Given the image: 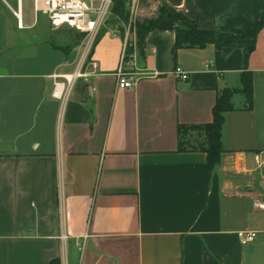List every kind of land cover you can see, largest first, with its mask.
I'll list each match as a JSON object with an SVG mask.
<instances>
[{
  "label": "crops",
  "instance_id": "obj_1",
  "mask_svg": "<svg viewBox=\"0 0 264 264\" xmlns=\"http://www.w3.org/2000/svg\"><path fill=\"white\" fill-rule=\"evenodd\" d=\"M22 2L0 0V264H264V29L245 63L264 0H138L135 22L162 5L187 20H163L141 52L125 51L130 89L116 78L125 38L108 30L88 56L97 69L63 104L51 76L74 71L75 48L29 35ZM192 22L235 42L176 50ZM246 69L252 109L231 97L208 172L204 153L178 152L177 126L211 123L217 94ZM239 231L256 240L241 245Z\"/></svg>",
  "mask_w": 264,
  "mask_h": 264
},
{
  "label": "trees",
  "instance_id": "obj_2",
  "mask_svg": "<svg viewBox=\"0 0 264 264\" xmlns=\"http://www.w3.org/2000/svg\"><path fill=\"white\" fill-rule=\"evenodd\" d=\"M114 15L117 22L116 24L124 26L128 23L129 14L126 7L125 0H114L111 15ZM163 20H179L186 21L187 18L181 13H176L173 10L162 5L159 9L157 16L154 19L145 20L143 22H135L133 32L135 35V45L136 48L141 52L144 39L146 35L154 30L160 22ZM131 28V29H132ZM264 29V3L262 5V10L260 18L257 22L253 24L251 32L246 36L252 40V46L248 49L245 55V63L249 54L253 51L254 42L258 33ZM83 35L76 33L73 37V41H80ZM100 35L97 36L93 46L97 44V40ZM235 39L228 43L219 42L216 39L215 32L212 30H200L197 28L196 23L192 22V27L190 29L179 30L175 34L174 47L176 50L184 48H197L203 49L211 44H219L224 47H230L234 44ZM235 93H241L245 97V107L247 110L252 109L253 105V88H252V75L247 69L244 70L240 75V88L239 89H224L219 92L216 96L215 104L212 108V122L204 125L198 126H177L178 135V146L177 150L180 153L183 152H201L206 156V169L208 172L213 171V169L220 163L221 154L223 153L220 137L221 129L224 123V115L228 112L234 110L231 104V97ZM188 133L199 134L203 138L202 143L193 142L188 143L182 140L183 137L187 136ZM49 264H60L58 260H52Z\"/></svg>",
  "mask_w": 264,
  "mask_h": 264
},
{
  "label": "built area",
  "instance_id": "obj_3",
  "mask_svg": "<svg viewBox=\"0 0 264 264\" xmlns=\"http://www.w3.org/2000/svg\"><path fill=\"white\" fill-rule=\"evenodd\" d=\"M20 1L18 0L19 3ZM137 2L138 0H125L129 19L128 23L123 26L126 38L120 65L116 71L118 89H130L133 87V83L128 79V74L123 69V64L125 61L127 37L134 35L131 31H133L132 27L135 24L134 13ZM113 3L114 0H33L34 14H41L47 17L53 29L57 30L63 26H67L84 35V39L78 47L74 71L68 74L55 72L51 76L53 83L51 91L52 99L62 104L65 103L70 97L76 81L91 76L97 69L96 63L88 62V56L95 37L111 16ZM15 16L18 21V27H22L20 10L15 12ZM175 74L180 76L182 80H187V74L180 69H176ZM257 207L260 211L264 212V202L258 203ZM236 234L241 245L253 243L257 236L254 231H239ZM60 239L65 242L67 237L61 235Z\"/></svg>",
  "mask_w": 264,
  "mask_h": 264
},
{
  "label": "rangeland",
  "instance_id": "obj_4",
  "mask_svg": "<svg viewBox=\"0 0 264 264\" xmlns=\"http://www.w3.org/2000/svg\"><path fill=\"white\" fill-rule=\"evenodd\" d=\"M8 4V6L16 8V0H5ZM23 5V11H24V20L26 18V16L28 15L30 17V22H35V28L33 31L28 32L29 35H33L37 41L39 42H48L50 49H53V47H74L75 50L73 51V59H76L77 57V53H78V45L81 43V41L84 39V35L83 38L80 41H73V37L75 36V34L77 33L75 30H72L70 28H68L67 26H63L57 30L53 29L50 24L49 21L47 19V17L38 14V15H34V11H33V0H23L22 2ZM8 10V7H7ZM9 11V10H8ZM116 19L115 16L112 14L110 16V18L106 21L105 26L103 28H101V30L98 32L97 36L100 35V37L106 33L108 30L111 29H119V31L121 32L122 37H125V28L123 26H118L116 24ZM27 33V32H26ZM25 33V34H26ZM97 36L94 39V42L97 38ZM23 38H27V35H23ZM132 37V35L127 37V46H126V50H131L134 46V42L135 41H131L130 38ZM99 41V39L97 40ZM94 44V43H93ZM182 140L184 142H188V143H202L203 138L200 137L199 134H192V133H188L187 136L183 137Z\"/></svg>",
  "mask_w": 264,
  "mask_h": 264
}]
</instances>
